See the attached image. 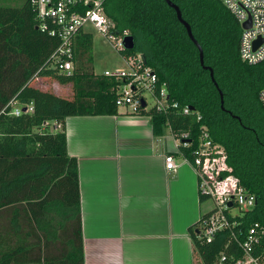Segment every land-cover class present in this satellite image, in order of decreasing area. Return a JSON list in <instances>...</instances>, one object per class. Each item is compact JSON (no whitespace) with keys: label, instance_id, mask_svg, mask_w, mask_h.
<instances>
[{"label":"trees","instance_id":"1","mask_svg":"<svg viewBox=\"0 0 264 264\" xmlns=\"http://www.w3.org/2000/svg\"><path fill=\"white\" fill-rule=\"evenodd\" d=\"M14 1L20 4L0 6V264H85L78 165L67 152L65 121L116 116L122 82L94 73L92 35L84 29L74 37L71 73H60L51 60L60 40L38 28L31 0ZM102 1L112 33L134 41L132 50L119 53L140 56L169 99L192 108L188 116L158 114L153 107L131 114L150 117L156 137L169 126L175 135L188 133L189 146H178V152L194 169L205 130L222 148L232 175L255 197L254 207L237 215L239 227L264 226V108L258 98L264 62L249 66L240 60L237 21L219 0H170L202 49L201 65L197 46L165 0ZM49 79L69 81L72 97L43 89ZM11 100L21 108L32 103L33 112L12 115ZM198 195L200 202L209 199ZM209 213L188 228L193 254L202 264L232 252L238 257L228 231L209 242L199 238Z\"/></svg>","mask_w":264,"mask_h":264},{"label":"crops","instance_id":"2","mask_svg":"<svg viewBox=\"0 0 264 264\" xmlns=\"http://www.w3.org/2000/svg\"><path fill=\"white\" fill-rule=\"evenodd\" d=\"M150 117H69L77 160L85 264H197L188 228L203 214L195 169ZM172 154L177 170L167 171Z\"/></svg>","mask_w":264,"mask_h":264},{"label":"built area","instance_id":"3","mask_svg":"<svg viewBox=\"0 0 264 264\" xmlns=\"http://www.w3.org/2000/svg\"><path fill=\"white\" fill-rule=\"evenodd\" d=\"M234 17L241 28L238 54L240 60L255 66L264 62V0H219ZM36 10V21L42 32L60 40V46L52 54L54 68L62 74L69 75L73 69L74 37L86 25H92L119 52L125 50L123 36L112 33L113 23L103 11L102 0H31ZM245 23L249 27L244 28ZM129 71L118 70L115 73L106 71L103 75L121 81L118 89L116 106L127 107L134 112L142 103H146V95L154 101V110L158 114L168 115L176 112L188 116L192 110L188 106H180L169 99L165 85L159 86L158 76L145 66L140 56L125 57ZM259 101L264 108V87L259 93ZM9 106L12 115L18 117L22 113H32L33 104L23 108L15 100ZM178 146H189L188 133L175 135L167 128ZM186 161V159H184ZM187 162V161H186ZM194 167L198 179V190L202 196L212 199L211 209L200 224L199 238L209 242L220 232L228 231L229 241L236 244L240 255L234 252L222 254L216 264H264V226L258 222L252 223L243 230L237 222V215L230 214V208H238L239 212L250 211L255 205L254 195L248 193L226 163V157L221 147L212 145L208 133L202 130L201 145L195 152ZM188 163V162H187ZM167 171H175L178 165L172 154L164 157ZM226 172L225 177L221 174Z\"/></svg>","mask_w":264,"mask_h":264},{"label":"rangeland","instance_id":"4","mask_svg":"<svg viewBox=\"0 0 264 264\" xmlns=\"http://www.w3.org/2000/svg\"><path fill=\"white\" fill-rule=\"evenodd\" d=\"M20 2L14 0H0V6H17ZM86 32H89L92 35V50H91V59H92V67L93 71L97 75H103L106 71L110 73H115L118 70L129 71V65L127 63V59L123 57L118 49H115L113 45L109 42L107 38L102 36L92 25H86L84 27ZM63 76V75H62ZM64 79V78H63ZM57 79H49L45 81L41 87L43 89H47L49 91L54 92L56 95L71 98L72 97V88L69 81L65 82ZM146 109L149 110L154 106L153 99L146 95ZM122 111H126L127 107H120ZM129 110V109H128ZM131 112V110H129ZM166 136L170 138V135L167 130H165ZM214 208V202L212 199H206L201 204L202 213L207 210H211ZM230 214L239 215L238 208H230ZM196 256L194 255V258ZM197 264H202L199 257L195 259Z\"/></svg>","mask_w":264,"mask_h":264},{"label":"water","instance_id":"5","mask_svg":"<svg viewBox=\"0 0 264 264\" xmlns=\"http://www.w3.org/2000/svg\"><path fill=\"white\" fill-rule=\"evenodd\" d=\"M165 1H166L167 5H168L170 8H173V9L175 10L178 21H179V22L185 27L186 32H187V34H188L190 40H191V41L197 46V48H198V50H199L200 63H201V65H203V52H202V49H201V47L197 44V42L195 41V39L193 38L192 33H191V29H190L189 25L183 21L179 9H178L175 5H173V4L170 2V0H165ZM243 27H244V28L249 27V24H248V23H245V24L243 25ZM123 45H124V49H125V50H132V49L134 48V41H133V38H132L131 36H126V37H124V39H123ZM204 68L207 69L206 67H204ZM209 71H210V77H211V79H212L213 82H214V79H213V71H212L211 69H209ZM219 94H220L221 105H222V104H223L222 93L220 92ZM141 107H142V108H145V103H142V104H141ZM190 109L192 110V108H190ZM23 111H25V108H23Z\"/></svg>","mask_w":264,"mask_h":264}]
</instances>
